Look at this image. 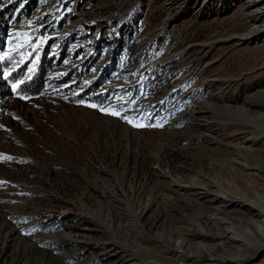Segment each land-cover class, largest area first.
I'll list each match as a JSON object with an SVG mask.
<instances>
[{
    "label": "rangeland",
    "instance_id": "1",
    "mask_svg": "<svg viewBox=\"0 0 264 264\" xmlns=\"http://www.w3.org/2000/svg\"><path fill=\"white\" fill-rule=\"evenodd\" d=\"M238 4L0 0V264L114 261L99 247L110 235L98 221L113 212L119 224L138 210L135 192L112 189H122L117 176L137 166L154 186L147 143L165 140L151 133L182 128L184 112L228 90L202 87L208 76L197 71H211L215 51L235 41L212 44L239 20ZM41 68L40 92L19 93ZM169 159L174 168L188 162L180 149Z\"/></svg>",
    "mask_w": 264,
    "mask_h": 264
},
{
    "label": "bare ground",
    "instance_id": "2",
    "mask_svg": "<svg viewBox=\"0 0 264 264\" xmlns=\"http://www.w3.org/2000/svg\"><path fill=\"white\" fill-rule=\"evenodd\" d=\"M238 2L239 20L224 34L216 32L212 44L235 41L215 51L211 71L210 65L193 71L208 76L199 79L202 87L212 81L213 88L228 90L184 112L176 119L182 128L151 133L165 140L147 143L157 166L154 186L147 189L153 181L138 176L137 166L134 176L126 166L117 176L122 189H112L135 192L138 210L129 208L119 224L113 212L98 221L110 235L99 247L114 251L108 264H264V0ZM202 87L194 90L196 100L204 96ZM175 149L188 160L178 168L169 159Z\"/></svg>",
    "mask_w": 264,
    "mask_h": 264
},
{
    "label": "trees",
    "instance_id": "3",
    "mask_svg": "<svg viewBox=\"0 0 264 264\" xmlns=\"http://www.w3.org/2000/svg\"><path fill=\"white\" fill-rule=\"evenodd\" d=\"M42 68L39 70V74L33 76L28 81H22L23 83H19L17 86V91L24 96H33L40 92L43 87V79L40 76V72Z\"/></svg>",
    "mask_w": 264,
    "mask_h": 264
}]
</instances>
